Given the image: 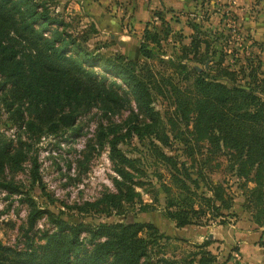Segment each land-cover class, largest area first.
Masks as SVG:
<instances>
[{
  "label": "trees",
  "instance_id": "1",
  "mask_svg": "<svg viewBox=\"0 0 264 264\" xmlns=\"http://www.w3.org/2000/svg\"><path fill=\"white\" fill-rule=\"evenodd\" d=\"M66 26L50 10L47 0H0V102L16 126L14 136L0 133V189L9 194L22 192L13 175L26 161L31 163L32 179L39 180L32 154L37 141L67 130L80 134L78 117L95 109L101 115L95 144L101 149L108 145V157L116 172L115 190L74 205L81 215L78 218L73 214L64 218L26 196L23 244L9 245L0 240V264H155L149 243L159 238L160 232L152 222H90L82 217L86 212L122 216L132 208L138 195L135 184L142 181L133 178L137 159L125 155L118 146L126 135L152 136L148 153L166 174L157 171L158 186L152 184L151 203L162 191V216L176 226L207 224L217 218V224L226 223L223 217L233 204L232 196L222 182L213 181L202 171L193 177L185 161L165 150L172 144L152 105V90L158 87L149 69L139 65L136 58L128 59L121 53L109 56L91 49L85 35L74 34ZM165 32L167 37L170 29ZM161 39L158 33L144 28L140 54L147 58L154 55L145 41L159 45ZM201 43L191 36L189 43L182 45L192 52L189 59L203 56ZM180 68L185 80L193 75L192 87L168 82L179 104L192 112L189 131L197 139H207L215 150L228 148L240 166L254 164L255 178L264 177V77L260 76L259 64L231 68L219 57L206 70L186 63H180ZM124 111L125 117L112 120ZM183 145L191 154L192 143L184 140ZM200 182L203 189L199 192ZM246 196L247 202L258 209L253 217L259 223L264 212V182L248 189ZM148 207L151 204L143 202L138 209ZM44 216L49 225L43 230L37 222ZM202 218L205 221L201 223ZM203 260L201 255L199 262ZM156 261L174 264L165 257Z\"/></svg>",
  "mask_w": 264,
  "mask_h": 264
},
{
  "label": "rangeland",
  "instance_id": "2",
  "mask_svg": "<svg viewBox=\"0 0 264 264\" xmlns=\"http://www.w3.org/2000/svg\"><path fill=\"white\" fill-rule=\"evenodd\" d=\"M47 1L50 10L67 23V30L87 37L86 43L91 49L109 56L121 53L128 59L136 58L139 65L149 69L158 87L152 90V105L158 112L163 132L172 144L170 150H165L185 161L193 177L197 171H202L213 181L222 182L233 200L232 206L225 211L227 214L223 218L227 221L224 224H217L218 218L205 224L202 223L205 218H202V224L176 226L173 221L165 219L161 213L164 193L157 192V200L153 203L151 193L152 184L155 188L158 186V172L163 175L166 172L162 165H154L148 153L152 136L132 133L118 144L125 155L137 159L133 163V178L142 181L135 184L138 195L132 208L122 216L114 212H86L82 215L85 221L152 222L160 232L159 238L149 243L151 260L155 264H165L156 261L160 257L172 260L174 264H264V212L260 214V222L256 223L253 215L258 213V209L246 200L247 190L262 184L264 177L255 178L254 164L247 162L240 166L237 157L227 152L228 148L215 150L207 139H197L189 131L191 110L183 109L168 82L171 80L179 86L188 85L191 88L193 75L185 80L180 63L206 70L219 57L231 68H238L244 63L259 64L260 76L264 77V0H190L193 10H173L170 17L159 12L138 27H129L128 23L123 27L116 12H112L121 10L132 17L136 9L135 0H111L108 4L104 0ZM93 13L99 17L91 18ZM108 22H111V28L104 27ZM167 27L170 32L165 37ZM144 28L162 37L159 45L145 41L154 51L149 58L138 53L137 46L142 40ZM191 36L201 39L203 56L199 60L189 59L192 52L182 48L183 44L189 43ZM126 114L127 111L114 115L112 120L119 121ZM100 119V113L93 109L78 117L80 134L67 130L63 134L42 136L37 141L32 154L38 165L39 180L32 179L31 163L26 161L23 169L13 175L22 192L9 194L0 189L2 243L23 244L22 232L28 211L26 196L32 197L37 205L61 213L64 218L72 214L78 218L81 215L74 205L94 201L104 192L115 190L116 172L108 157V145L101 149L95 144V131ZM15 131L16 126L0 102V133L14 136ZM184 140L192 143L189 155L183 145ZM238 170L244 176L238 175ZM200 185L199 192L203 189L201 182ZM143 202L150 203L151 207L138 209ZM48 225L45 216L37 222L43 230ZM209 239L210 243L199 246ZM201 255L204 260L200 263Z\"/></svg>",
  "mask_w": 264,
  "mask_h": 264
},
{
  "label": "crops",
  "instance_id": "3",
  "mask_svg": "<svg viewBox=\"0 0 264 264\" xmlns=\"http://www.w3.org/2000/svg\"><path fill=\"white\" fill-rule=\"evenodd\" d=\"M109 1L111 0H104L106 4H108ZM135 1H136V9H135V14L132 17H129L130 14H124L121 10L118 12L116 10L112 11L113 13L114 11L116 12L118 18L121 20L120 23L123 24V27H126L127 23L129 27L130 25H133V27L141 26L143 25L144 21H147L150 17L154 18L156 17L155 14H160L159 12H164L167 14L166 15L167 17H170L171 11L173 10L187 11L188 8L190 11L193 10L190 0H146V1L135 0ZM97 17H99V15L97 13L95 14L93 13V17L91 18H97ZM104 27L111 28L112 27L111 22L104 24ZM137 47H139V45Z\"/></svg>",
  "mask_w": 264,
  "mask_h": 264
},
{
  "label": "water",
  "instance_id": "4",
  "mask_svg": "<svg viewBox=\"0 0 264 264\" xmlns=\"http://www.w3.org/2000/svg\"><path fill=\"white\" fill-rule=\"evenodd\" d=\"M196 68L199 70V68L196 66Z\"/></svg>",
  "mask_w": 264,
  "mask_h": 264
}]
</instances>
